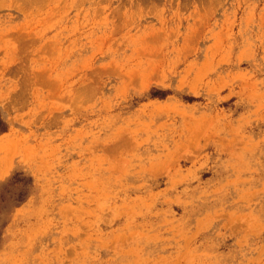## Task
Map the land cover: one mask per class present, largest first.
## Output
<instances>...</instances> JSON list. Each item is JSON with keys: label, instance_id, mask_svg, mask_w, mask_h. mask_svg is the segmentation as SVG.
I'll return each instance as SVG.
<instances>
[{"label": "rangeland", "instance_id": "obj_1", "mask_svg": "<svg viewBox=\"0 0 264 264\" xmlns=\"http://www.w3.org/2000/svg\"><path fill=\"white\" fill-rule=\"evenodd\" d=\"M0 264H264V0H0Z\"/></svg>", "mask_w": 264, "mask_h": 264}]
</instances>
